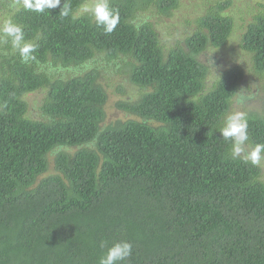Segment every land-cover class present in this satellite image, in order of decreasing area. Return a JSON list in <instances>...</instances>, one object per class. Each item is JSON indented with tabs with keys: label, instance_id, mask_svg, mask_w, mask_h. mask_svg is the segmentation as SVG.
<instances>
[{
	"label": "trees",
	"instance_id": "obj_1",
	"mask_svg": "<svg viewBox=\"0 0 264 264\" xmlns=\"http://www.w3.org/2000/svg\"><path fill=\"white\" fill-rule=\"evenodd\" d=\"M86 1L61 0L71 6L67 17L60 7L39 13L0 2L36 57L25 64L18 52L2 56L0 264H99L121 240L133 250L119 264H264L261 168L232 159L218 130L245 72L229 68L207 90L209 67L199 60L229 41L234 18L223 12L232 0L212 7L167 55L154 25L135 17L151 5L169 14L178 0H109L120 15L110 34L76 15ZM241 48L264 78V12L253 16ZM97 55L127 57L130 80L147 91L121 108L140 120L102 130L108 94L97 71L64 81L43 69ZM42 88L45 119L33 120L24 97ZM247 119L249 142L264 143V117ZM91 142L96 150L84 147ZM57 148L66 149L56 156L58 173L43 177Z\"/></svg>",
	"mask_w": 264,
	"mask_h": 264
},
{
	"label": "rangeland",
	"instance_id": "obj_2",
	"mask_svg": "<svg viewBox=\"0 0 264 264\" xmlns=\"http://www.w3.org/2000/svg\"><path fill=\"white\" fill-rule=\"evenodd\" d=\"M10 1L13 2V0ZM225 1L227 0H178V7L172 9L169 14H162L156 6L151 5L148 9L139 11L136 14L135 22L148 21L154 25L159 34L161 46L165 55H167L170 49L178 45L185 46L186 38L198 30L197 20L208 14L217 3ZM95 3L96 0H87L76 15H88L95 20L91 11L85 10L92 9ZM263 5L264 0H232V5L223 12L225 15L234 18L235 27L229 41L220 48L209 46L199 56V60L209 67L207 90L214 87V84L220 79L225 70L235 66H240L244 70V79L229 111H243L247 114V117L252 114L264 117V78L258 77L253 69L252 54L241 48L245 29L256 13L264 12ZM8 12V9L5 8L0 10V25L9 18ZM8 46L9 40L0 39V72L3 68L2 56L14 52ZM43 69L55 79L64 81L71 77L85 76L93 70L97 71V83L108 94V101L104 106L106 117L101 125L102 130L118 127L131 119L140 120V117L121 108V104L136 103L142 94L147 91V89H141L130 80L127 57L109 60L104 55H97L93 60L83 65L70 67H64L61 64L56 65L50 61V64H45ZM241 96L245 97L243 103L240 102ZM47 98L48 88H42L25 95L24 100L28 103L27 116L33 120H44L45 115L42 107ZM96 145V142H91L84 147L96 150ZM246 147L250 151L253 145L248 141ZM78 149L68 148L67 151L75 153ZM61 150L66 149L57 148L49 154V169L43 177L58 173L55 159ZM259 166L261 168V179L264 181V160L261 161Z\"/></svg>",
	"mask_w": 264,
	"mask_h": 264
},
{
	"label": "clouds",
	"instance_id": "obj_3",
	"mask_svg": "<svg viewBox=\"0 0 264 264\" xmlns=\"http://www.w3.org/2000/svg\"><path fill=\"white\" fill-rule=\"evenodd\" d=\"M13 8L18 11L22 7L26 11L43 13L45 9H56L61 6V0H13ZM91 11L98 26H102L104 33H112L119 21L120 15L117 9L110 7L109 0H96ZM71 6L63 3L60 7L61 17L69 16ZM76 17L73 16V19ZM0 39L10 40L14 52H18L22 63H29L36 59L33 55L34 45L24 41L22 27L15 23L11 17L0 25ZM245 97H240L243 103ZM223 139L230 141L229 155L232 159L242 158L245 163L259 165L264 160V143H256L251 150H247L249 141L247 114L243 111H229L223 117L222 126L218 128ZM103 246V245H102ZM133 244L127 240H121L107 247V250L99 258V264H119L132 255Z\"/></svg>",
	"mask_w": 264,
	"mask_h": 264
}]
</instances>
